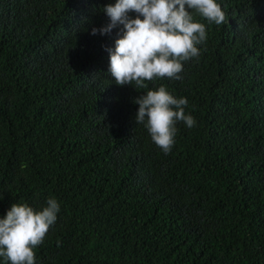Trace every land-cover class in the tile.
Here are the masks:
<instances>
[{"label":"trees","instance_id":"16d2710c","mask_svg":"<svg viewBox=\"0 0 264 264\" xmlns=\"http://www.w3.org/2000/svg\"><path fill=\"white\" fill-rule=\"evenodd\" d=\"M115 3L0 0V218L58 200L36 264H264V0H217L183 79L137 90L110 75L120 28L91 34ZM161 85L197 121L169 154L135 123Z\"/></svg>","mask_w":264,"mask_h":264},{"label":"clouds","instance_id":"9594fccd","mask_svg":"<svg viewBox=\"0 0 264 264\" xmlns=\"http://www.w3.org/2000/svg\"><path fill=\"white\" fill-rule=\"evenodd\" d=\"M104 13L109 23L92 35H108L120 28V38L109 52V71L115 84L148 89L160 79L182 80L184 64L201 55L207 40L204 23L217 26L229 23L217 0H116ZM138 105L135 123L144 125L155 145L165 154L176 143L177 125L191 129L195 118L186 113L188 100L177 98L166 86L148 90L133 101ZM61 210L56 198L36 210L28 204H12L0 218V257L6 264H36L35 249L41 246L56 224Z\"/></svg>","mask_w":264,"mask_h":264}]
</instances>
